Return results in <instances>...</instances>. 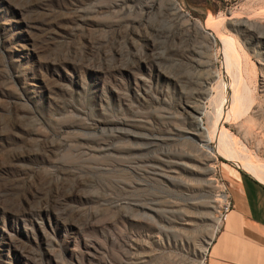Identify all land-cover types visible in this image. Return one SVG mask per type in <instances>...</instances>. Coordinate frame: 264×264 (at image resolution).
<instances>
[{
	"label": "rangeland",
	"instance_id": "374dc122",
	"mask_svg": "<svg viewBox=\"0 0 264 264\" xmlns=\"http://www.w3.org/2000/svg\"><path fill=\"white\" fill-rule=\"evenodd\" d=\"M241 165L264 0H0V264H205Z\"/></svg>",
	"mask_w": 264,
	"mask_h": 264
},
{
	"label": "crops",
	"instance_id": "0c3cea01",
	"mask_svg": "<svg viewBox=\"0 0 264 264\" xmlns=\"http://www.w3.org/2000/svg\"><path fill=\"white\" fill-rule=\"evenodd\" d=\"M226 181L231 201L205 264H264V186L234 170Z\"/></svg>",
	"mask_w": 264,
	"mask_h": 264
},
{
	"label": "built area",
	"instance_id": "2783aa9c",
	"mask_svg": "<svg viewBox=\"0 0 264 264\" xmlns=\"http://www.w3.org/2000/svg\"><path fill=\"white\" fill-rule=\"evenodd\" d=\"M221 193L222 194L219 196V221H221L224 214H226L231 208V201L228 193H226L224 190Z\"/></svg>",
	"mask_w": 264,
	"mask_h": 264
},
{
	"label": "bare ground",
	"instance_id": "6f19581e",
	"mask_svg": "<svg viewBox=\"0 0 264 264\" xmlns=\"http://www.w3.org/2000/svg\"><path fill=\"white\" fill-rule=\"evenodd\" d=\"M211 35L213 36V37H215V36H218V34L216 35L215 34V32L213 31V30H211ZM227 153V152H226ZM231 158H232V156H231ZM235 159V158H234ZM240 166V165H239ZM242 166V168L244 169V171H246V172H248V173H251V174H255V172H254V170L253 169H251L249 166H247V165H241ZM256 176H258V177H260V178H262V179H264L262 176H260V175H257V174H255Z\"/></svg>",
	"mask_w": 264,
	"mask_h": 264
},
{
	"label": "trees",
	"instance_id": "16d2710c",
	"mask_svg": "<svg viewBox=\"0 0 264 264\" xmlns=\"http://www.w3.org/2000/svg\"><path fill=\"white\" fill-rule=\"evenodd\" d=\"M240 174H241V175H243V176H247V175H246V174H244L243 172H240Z\"/></svg>",
	"mask_w": 264,
	"mask_h": 264
}]
</instances>
